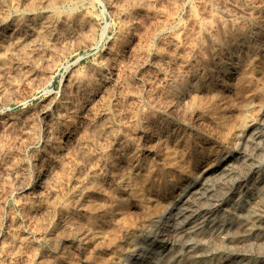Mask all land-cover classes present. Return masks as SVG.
Listing matches in <instances>:
<instances>
[{"label":"rangeland","instance_id":"1","mask_svg":"<svg viewBox=\"0 0 264 264\" xmlns=\"http://www.w3.org/2000/svg\"><path fill=\"white\" fill-rule=\"evenodd\" d=\"M253 132L264 0H0V264H120L141 207ZM259 151L216 220L264 178Z\"/></svg>","mask_w":264,"mask_h":264},{"label":"bare ground","instance_id":"2","mask_svg":"<svg viewBox=\"0 0 264 264\" xmlns=\"http://www.w3.org/2000/svg\"><path fill=\"white\" fill-rule=\"evenodd\" d=\"M209 25L206 24L208 29ZM183 83L185 87L188 84ZM263 142L264 132H253L244 139L236 156L227 157L216 169L212 168L198 185L194 183L193 191L186 190L160 215L141 205L144 226L128 234L129 256L120 264H264V178L253 188L244 187L240 200L232 209L228 207V215L216 220L219 209H212L222 204L232 188L218 196V187L229 179H234L233 187L238 186L244 180L243 170H253L261 157L259 148ZM213 221L211 228L205 227ZM218 249L224 252L220 254ZM223 255L233 258L220 259Z\"/></svg>","mask_w":264,"mask_h":264}]
</instances>
